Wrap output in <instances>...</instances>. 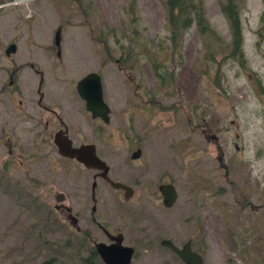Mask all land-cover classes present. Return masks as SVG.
Returning <instances> with one entry per match:
<instances>
[{"label":"rangeland","instance_id":"374dc122","mask_svg":"<svg viewBox=\"0 0 264 264\" xmlns=\"http://www.w3.org/2000/svg\"><path fill=\"white\" fill-rule=\"evenodd\" d=\"M13 1L0 0V66L8 64L1 50L10 37L3 29L31 31L30 47L37 52L41 40H51L62 25L63 71L54 67L55 57L30 61L45 71L46 103L53 104L49 88L63 86L58 99L75 143L88 139L76 132L79 118L84 116L85 127L95 126L74 85L90 71L101 74L104 100L111 108L110 124L102 125L109 139L127 138L125 119L131 110L138 125L147 120L160 123L148 134V142L160 149L153 159L155 169L178 185L176 203L165 210L153 195L145 199L143 211L142 196L136 195L127 206L99 204L101 213L110 215L101 223L111 221L112 229L120 226L125 243L134 246L131 264H184L159 241L171 238L180 245L195 234L193 224L194 245L203 250L204 264H264V0H237V31L222 9L225 0H190L192 18L176 32L169 16L177 10H171L167 0ZM200 12L198 22L195 14ZM141 46L149 56L137 53ZM155 52L164 53L167 60ZM155 55L170 68L175 66L172 78L167 70L158 75ZM58 73L67 78L60 79ZM29 74L35 79L32 88L24 82L21 95L13 93L12 104L6 94L0 95V264H40L45 259L52 264H87L91 241L64 228L53 202L56 193H64L75 211L78 204L89 202V213L92 172L59 158L54 147L48 161L45 151L33 150L30 138L17 126L16 112L41 111L30 97L38 80ZM159 78L171 85L169 94L156 88ZM143 86L164 105L161 109L153 113L141 109L143 102L137 104L139 95L146 96ZM25 97L31 107L18 104ZM76 109L84 114L77 118ZM8 137L24 155L23 164L17 157L7 163L8 147L1 144ZM105 148L100 146V154L111 153L115 159L114 150ZM176 166L184 169L181 174ZM103 201L102 196L98 202ZM204 221L211 224L208 232L201 228ZM206 235L207 245L202 238ZM94 263L103 264L98 258Z\"/></svg>","mask_w":264,"mask_h":264},{"label":"flooded vegetation","instance_id":"af4514ba","mask_svg":"<svg viewBox=\"0 0 264 264\" xmlns=\"http://www.w3.org/2000/svg\"><path fill=\"white\" fill-rule=\"evenodd\" d=\"M2 4L3 2H1V5ZM13 17L15 20H17L16 15H14ZM9 24L14 26L16 22L14 23L10 22ZM27 24H31V23H27ZM28 27L32 28L30 25H28ZM58 31H59V41L57 43L55 36L58 33ZM61 31H62V25L60 24L56 27L51 40L50 39H44L43 41L41 40V44L38 45V48H36L38 49V51L35 52V50L30 47V44L32 43V40L29 39L30 37H32L31 31H25L22 34L19 32L17 27H15V29H12L10 31H4V29L2 30L4 36L5 37L9 36L10 38H8L7 42L3 44L2 50H1L3 54V58L6 59L7 61L6 63L8 64H6L5 68L0 66V95H2L3 93L6 94V97L12 104L13 93H16L17 95H21V91H22L21 85H23L24 82H25V85L31 84L30 87L32 88L35 79L29 74V72L31 73L33 72V75L37 77V80H38L37 85L33 90H31L32 93L30 97L32 96L35 97V106H36L35 108L41 109V111L25 109L23 111L16 112L13 116V119L16 120L17 126H20L21 131L25 135H27L28 138H30L31 143L33 144V147H32L33 150L43 149L45 151L46 155L49 156L48 161L51 160V151H52V148L54 147L57 152V155H59V158L67 161L69 164L70 163L76 164L80 166L82 169L92 172V173H89V176L91 177L92 181L90 184V190L88 192L87 199L89 198V201L93 202V204L90 207L89 213L87 212L89 202H87L85 205L83 203L82 207H80V204L77 203L78 207L75 211L73 205L68 204V202H66L67 195H65L64 193H59V192L54 195L53 208L62 217V219L60 220L61 224L65 225L64 228L67 231L69 228L71 229L73 228L76 233L81 234L82 241H84V239L91 241L92 248L89 251L88 257L85 259L87 264H95L94 262H95V259L97 258L103 263V261L101 260L99 254L97 253L95 249V244L97 242L111 244L114 242L113 237L117 236L118 234H122L123 236L122 244L133 247L134 250H133L132 259H131L132 261L134 254H135L134 246L125 243L126 239L124 237L123 232L121 231L120 226H116L115 227L116 229H112L114 227L112 226L113 223L111 221L104 220V222L101 223V220H103L104 217L110 216V215H108L107 213H104V214L101 213V206L99 204L104 205L108 201H111L112 203H115V205L118 204L120 206L122 205L127 206L129 204L128 202L136 195L142 196L141 200H142L143 211H145L146 209L145 206H146L147 198L153 195L157 196L156 199L159 200L158 204L162 206L165 210H169L176 203L178 199V193H179L178 187H177L178 185L173 178L166 179L165 172H159L157 169H155L154 164H153V159L156 155V152L160 149L158 146L150 145V142H148L149 140L148 134L153 133L150 131L157 130V126H159L160 123L158 120H156L155 122H151V123H149L151 120H147L146 123L145 121H141L138 125V123H136V120L134 119V114L131 110L126 113V119H125L126 124L124 128L126 134L130 135V138L126 134H124L127 137V138H124V140H121V139L119 140V138H118V141L115 138L109 139L108 134L105 133V131L102 128L103 127L102 125H109L111 122V108L104 100L103 81L101 79L102 96H103L104 102L107 104L109 108V112H108L109 117H108L107 122H105L100 116L93 117L91 112L86 109V102L79 96L77 92V88H76L78 81L82 78L81 77L74 84L75 90H76L78 97L83 102L86 112L91 117L92 122L94 123L95 126L93 127L90 124L91 128L85 127L83 124L84 116L82 117L83 119L79 118L77 122L76 132L80 136L87 135V138L89 140L81 137L80 142L78 144L75 143L74 142L75 136H72L70 133V128L68 124L69 122H66L67 118L63 116V111H64V108L62 107L63 101L58 99L59 95L61 98V94L64 91V90L62 91L63 86H60L58 88H49L51 95L53 94V91L56 92L55 97L57 99L54 97H51L50 95V102H52L53 104L46 103L47 99H45V96H46L47 89L45 88V84H46L45 71L39 65L35 64V62L30 61V60L34 61V59L48 61L52 57H55L56 59H58V63H55L54 67L56 68L59 67V70L63 71V68L61 65L62 50H63L61 47L62 46V32ZM10 45H13V51H11L10 53H7ZM120 48L124 50L122 47ZM146 50H147L146 47L141 46V49L137 50V53L143 54L144 56L146 55L148 56L149 52H146ZM128 55L129 57L132 56V54H128ZM156 58L157 57H155V59ZM0 59H1V56H0ZM116 62H117V59H116ZM159 68L162 70V73H165L164 64H161ZM126 69L127 68H125V70ZM90 72H95V71H90ZM95 73L99 74L101 78V74L99 72H95ZM56 75L60 79L67 78L64 73L63 74L58 73ZM85 75H83V77ZM53 79H55L54 75H53ZM58 80L59 79H57V81ZM166 82L167 80L163 78L162 79L159 78L158 85L156 88L159 87L162 93L169 94L171 92V89H170L171 85L168 82L167 83ZM66 83H72V81L66 80L65 84ZM136 86H138V84H136ZM143 92L146 95L145 98L139 95L141 99L138 97L140 100V103H137L140 105L143 102L141 109L142 108L144 110L149 109L151 110V112L154 113V110L156 108H158L159 110L164 106V105L159 104L160 100L156 99V96L152 93L151 89H149L148 86L147 87L143 86ZM173 92L175 91L173 90ZM28 100H29V97H25L24 100L21 98V99H18L17 102L19 105H22V106L25 105V107L27 106L28 108V107H31L28 105ZM70 109L74 111L73 106H71ZM75 111L77 112L76 113L77 118L79 117V114L81 115L84 114V112L78 109H76ZM186 116H187V119L190 120V116L188 114ZM138 128L140 132L136 131V129ZM16 129L17 127H15V130ZM64 136H67L72 141V146L74 147H79L81 145H93L96 155L101 160H103L108 166V170L106 173L107 177L114 182H119L121 184H124L126 187L116 188L112 186L105 179L104 176L101 175L103 170L88 168L84 165L83 162L76 159V157L63 156L59 152L58 147L55 144L54 140L57 139L58 137L61 138ZM90 136H91V139H90ZM126 140H128L129 143L127 144L129 145L124 143V141ZM1 145L8 147L7 154L9 158H8L7 163H11L12 159L14 157H17L19 160V165L23 164L21 157H24V155L20 153L19 151H16V149L13 147L14 144L11 142L10 137L6 138V140L3 141ZM103 145L106 146V148L104 149V150L107 149L106 151L112 152V150H114L113 154L116 155L115 159L113 157L111 158V153L106 152L105 157L100 154L99 148L100 146L103 147ZM119 156L121 158L120 162H118L117 160ZM110 159L112 160L111 162H110ZM141 167H142V173L139 174V169ZM175 168L177 169V172H178L177 174H181V172H183L184 170L183 168L178 167V166H176ZM26 179L30 180L31 182L36 181L33 178L27 177ZM179 179L180 178H178L177 180L179 181ZM25 183L27 184V181ZM164 184H172L176 191V199L174 203L169 207H166L164 205L162 191L159 189L160 186ZM29 185H32V184H29ZM48 192L50 193V190ZM41 193L42 195H45L46 191H42ZM102 196H103L104 201L99 203L98 200ZM81 200L84 201L83 196ZM155 204L156 203H152L151 206H154ZM85 223L88 224V226H85ZM202 224L204 226L201 228L205 229L208 232L210 230L211 224L205 221ZM193 230L195 231L194 232L195 234L187 236L186 240L180 245L174 242L171 238H162L160 239L159 244L161 246H164V248L168 249L169 251H171L173 253V256L176 259L184 263L177 254H175L169 247L163 245L161 242L162 240L166 239V240L172 241L176 246L182 247L188 241H190L191 250L199 253L203 259V250L196 249L194 245V242L196 241L195 224H193ZM93 231H95L98 235H100V237L94 238ZM207 236L208 235L202 237L203 239L206 238V243H205V240L204 241L201 240V242L203 241L205 245H207L208 243ZM47 260H52V259H45V261Z\"/></svg>","mask_w":264,"mask_h":264},{"label":"water","instance_id":"95a60500","mask_svg":"<svg viewBox=\"0 0 264 264\" xmlns=\"http://www.w3.org/2000/svg\"><path fill=\"white\" fill-rule=\"evenodd\" d=\"M55 37L58 43L59 31ZM11 51H13V45H10L7 53ZM76 88L79 96L86 102V109L91 112L92 116H100L107 122L109 108L103 100L100 75L95 72L88 73L78 81ZM54 142L63 156L76 157V159L83 162L88 168L103 170L101 175L116 188L126 187L124 184L114 182L107 177L108 166L96 155L93 145L74 147L72 146V141L67 136L58 137ZM159 189L162 191L164 205L166 207L171 206L176 199L174 186L172 184H164ZM113 239L114 242L111 244H105L103 242H97L95 244V249L103 263L130 264L134 250L133 247L122 244V234H118ZM161 243L169 247L185 264H204L202 256L191 250L190 241L182 247L176 246L172 241L166 239L162 240Z\"/></svg>","mask_w":264,"mask_h":264},{"label":"trees","instance_id":"16d2710c","mask_svg":"<svg viewBox=\"0 0 264 264\" xmlns=\"http://www.w3.org/2000/svg\"><path fill=\"white\" fill-rule=\"evenodd\" d=\"M185 3H186V7H185ZM237 0H225L223 2L222 5V9L228 13V15L233 19V23L235 25V31L238 30V12L237 9H233V7L236 6ZM167 4L169 5V8L171 10H177V12H172L169 16V20L172 24V28L175 29L174 32H176L178 30H180L183 27V24H187L189 23V21L191 20L192 16L191 13L188 12L187 8H189L192 4H190V0H167ZM198 7H201V3L198 4ZM195 9V7H194ZM201 12L200 13H196L195 16L197 17L198 22L202 20L201 18ZM194 16V17H195ZM153 54H157L161 60L165 61L167 60L166 55L164 53H162L163 55H161L160 52H155ZM157 55H155V57H158ZM149 56V53H148ZM170 58V57H169ZM159 58H156V61ZM160 61V65L164 64L165 68L164 71L168 73H170V77L172 78L173 76V69L175 68V66L173 67H169L167 64H165L163 61ZM171 59V58H170ZM154 61V60H153ZM162 72V70L160 69L158 72V75ZM40 264H52V260H47L44 261Z\"/></svg>","mask_w":264,"mask_h":264}]
</instances>
